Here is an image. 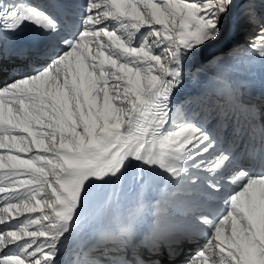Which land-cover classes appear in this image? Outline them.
Returning <instances> with one entry per match:
<instances>
[{
    "label": "snow or ice",
    "instance_id": "obj_1",
    "mask_svg": "<svg viewBox=\"0 0 264 264\" xmlns=\"http://www.w3.org/2000/svg\"><path fill=\"white\" fill-rule=\"evenodd\" d=\"M0 264H264V0H0Z\"/></svg>",
    "mask_w": 264,
    "mask_h": 264
},
{
    "label": "bare ground",
    "instance_id": "obj_2",
    "mask_svg": "<svg viewBox=\"0 0 264 264\" xmlns=\"http://www.w3.org/2000/svg\"><path fill=\"white\" fill-rule=\"evenodd\" d=\"M64 258H68L67 254L65 255V257H64Z\"/></svg>",
    "mask_w": 264,
    "mask_h": 264
}]
</instances>
